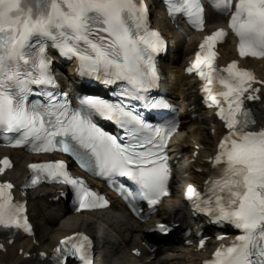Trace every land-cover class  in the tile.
I'll list each match as a JSON object with an SVG mask.
<instances>
[{
    "label": "snow or ice",
    "instance_id": "6c2138e0",
    "mask_svg": "<svg viewBox=\"0 0 264 264\" xmlns=\"http://www.w3.org/2000/svg\"><path fill=\"white\" fill-rule=\"evenodd\" d=\"M215 6L228 12L233 0H216ZM13 11L16 16L11 15ZM176 11L185 14L194 28L204 27L198 0H183ZM146 12L143 0H0V129L16 134L13 146L30 145L36 152L59 150L76 160L82 155L93 157L96 175L110 182L117 178V190L133 212L138 211V201L155 206L167 194L170 171L166 144L161 147L158 139L176 130V123L154 124L102 95L77 96L82 107L75 110L67 103L66 94L61 103L52 90L57 82L51 73L54 61L48 48L75 58L76 72L82 79L107 87L126 82L128 86L121 87L118 93L114 87L112 93L117 97L146 101V111L168 109L170 105L164 97L149 95L159 79L154 54L165 46V41L149 27ZM228 26L239 38L241 56L264 57V0H234ZM224 36V29L213 31L196 52L192 67L199 69L198 75L206 77L208 83L213 82L214 44ZM225 71L227 77L218 80L225 89L219 92L223 102H214L226 133L210 158L213 166L220 169V178L211 182L214 199L200 201L195 210L207 213L212 223H228L242 232L226 249H217L215 259L208 264H264V246L255 252L257 260L250 258L257 237L264 241V127L249 130L254 121H249V109L244 106L246 100L261 99L258 93L262 89L254 85L264 86V81L257 82L252 73L237 69L234 62ZM95 114L120 126L122 135L131 128V139L142 140L131 145L118 142L119 137L94 122ZM0 163L7 165V158ZM79 166L88 168L82 162ZM29 167L37 173L31 177L33 184L46 176L69 185L78 210L108 203L81 179L70 175L66 161L33 163ZM242 185L244 191H240ZM11 187L7 182L0 184V226L31 232L24 206L13 205L10 194L5 192ZM187 192L191 194L189 199L196 195L192 187ZM157 229L163 234L168 232L164 224L157 225ZM59 244L54 250L59 253L58 264H69L70 260L91 264L92 241L87 235L73 233Z\"/></svg>",
    "mask_w": 264,
    "mask_h": 264
},
{
    "label": "bare ground",
    "instance_id": "6f19581e",
    "mask_svg": "<svg viewBox=\"0 0 264 264\" xmlns=\"http://www.w3.org/2000/svg\"><path fill=\"white\" fill-rule=\"evenodd\" d=\"M158 24L162 26V31L168 37H170L171 35L167 30V26L163 18L159 19ZM181 45H182V52L180 54V58L182 59L184 55H188L192 52V50L194 49V46L192 45L191 41L186 45L182 43ZM221 52H222L223 57L225 58L227 54H232V48L231 46H229V44H227L222 48ZM180 58L176 63H172L168 65V70L171 73H174L175 75L180 72V69L183 64V63L181 64ZM223 62H225V60H223ZM245 65L249 66L250 68H253L258 78L264 81V60L258 61V62L247 63ZM178 76L179 78L177 79V81L180 80L179 86L178 84H174V83L171 84L173 94L180 97L181 103L185 101V102L195 104L193 83L187 78L181 77L180 75ZM180 87H184V90H179ZM255 113H256V116L263 122L264 121V101L260 106L256 108ZM210 122H211V118H209L208 113H199L197 120L194 121L193 123H190L186 120L183 121L182 126H181V133H180L181 138L179 137L176 139L177 142H181L183 143V145L174 146L173 148L176 149L179 153H182L183 155H186L187 153H193L194 146L196 145H200L201 147L203 146L206 150L209 151V146L211 144L212 138L208 136V130L210 129L212 130L214 128L215 130L217 129L216 127H212ZM204 152H205L204 150L200 151V153H204ZM4 154L6 153L0 150V156ZM11 154L13 155V158L15 161L13 178L15 179L17 175H19V179H21L24 176V171H23V168L21 167L22 161L23 159H27V160L29 159L26 158L24 155H22L18 151L13 152ZM195 165H196V168L201 169L202 173L203 172L205 173L209 167V164L202 163L200 156ZM181 166L183 167V171L179 174L181 181L197 183L201 180V178L199 179V177L204 175L203 173V174H199L198 176H196L193 173V169L195 168V166L191 167L189 165H185L184 167L182 163H181ZM31 204H32V208L37 209V211L32 212V218L39 219L37 218L38 216L36 213L39 210L37 204L34 201L31 202ZM169 207L171 208L174 207L173 203H170ZM88 216L90 218H84V216L82 215L70 216V217L64 216L63 218L67 220L61 221L59 225L53 229L51 226H53L54 222L50 221L48 219V216L43 214V218H45L47 225L41 237L37 240L39 241L40 247H43L44 249H50L52 248L53 243L57 242L58 238L65 236L67 234L76 232L79 229L89 230L91 232H94V229L96 228V225H95L96 221L94 220H99V217L101 215H96L93 218L91 215H88ZM103 217L104 218L101 221L103 222V224L99 222V225L101 226L105 225L108 228L107 232H104V231L102 232V235L106 236L105 242H104L105 247L112 246L110 234L114 233L115 236L116 235L119 236V234H121L120 245L115 247L114 250H112L111 253H109L110 258H113V261H114L111 264H124L126 261L129 262V258L125 255V251H122V249L123 247L125 248L130 247L132 243L138 244L137 239L140 236L141 230L143 227L137 224H133L131 227H128V224L124 220L115 221L113 220V218H110L107 215H103ZM59 219H61V217H58V220ZM125 232L129 233L130 235L129 236L124 235ZM38 233L39 231L37 230V234ZM41 238L44 239L45 243L44 241L40 243ZM125 241H129L128 244L124 245ZM26 242L27 241L25 239H17L13 243V245L7 246L6 252L0 254V264H26V263H31L32 261H34L32 259H28V260L22 259L25 253H29L32 256L34 253H37L39 251L38 248L32 247ZM20 250H22L21 254H19ZM167 250L169 251H166L164 253L165 257H163L162 259L153 261L150 264H194L196 261H199L201 257H205V254H203L202 252H195L194 248H189V249L177 248L175 250V248L169 243L167 245ZM170 251H173V252H170ZM167 255H169V257H167ZM105 264H110V262L108 261Z\"/></svg>",
    "mask_w": 264,
    "mask_h": 264
},
{
    "label": "rangeland",
    "instance_id": "374dc122",
    "mask_svg": "<svg viewBox=\"0 0 264 264\" xmlns=\"http://www.w3.org/2000/svg\"><path fill=\"white\" fill-rule=\"evenodd\" d=\"M64 219V220H63ZM65 220H67V219H65V218H62V219H60V220H55L56 222L53 224V226H51L53 229L54 228H56L58 225H59V223L61 222V221H65ZM45 224H44V222H40L39 223V225H38V228L40 229V234H39V236L41 237V235H42V233H43V231L46 229V225L44 226ZM41 230H42V232H41ZM42 241H44V239L43 238H41V240H40V243L42 242ZM44 243H45V241H44ZM43 248V247H42Z\"/></svg>",
    "mask_w": 264,
    "mask_h": 264
}]
</instances>
